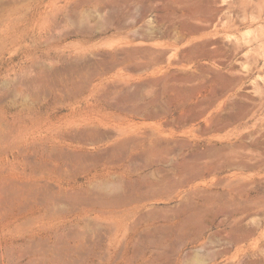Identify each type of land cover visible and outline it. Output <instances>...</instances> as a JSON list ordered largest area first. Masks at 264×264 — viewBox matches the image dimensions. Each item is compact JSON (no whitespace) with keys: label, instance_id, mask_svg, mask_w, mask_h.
Returning a JSON list of instances; mask_svg holds the SVG:
<instances>
[{"label":"rangeland","instance_id":"374dc122","mask_svg":"<svg viewBox=\"0 0 264 264\" xmlns=\"http://www.w3.org/2000/svg\"><path fill=\"white\" fill-rule=\"evenodd\" d=\"M263 155L264 0H0V264H264Z\"/></svg>","mask_w":264,"mask_h":264},{"label":"bare ground","instance_id":"6f19581e","mask_svg":"<svg viewBox=\"0 0 264 264\" xmlns=\"http://www.w3.org/2000/svg\"><path fill=\"white\" fill-rule=\"evenodd\" d=\"M213 52H214V51H213ZM211 91H212V90H211ZM212 92H213V91H212ZM212 92H211V93H212ZM213 94H215V93H213ZM206 99H207V98H206ZM207 106H208V105H207ZM96 132H97V131H96ZM256 132H257V131H256ZM68 133H69V132H68ZM88 133H89V132H86V134H88ZM92 133H94V132H92ZM97 133H98V132H97ZM254 133H255V132H254ZM84 134H85V133H84ZM86 134H85V135H86ZM90 134H91V132H90ZM89 136H90V135H89ZM259 137H260V136H259ZM251 142H252V140H251ZM251 144H252V143H251ZM253 144H254V143H253ZM259 148H260V147H259ZM244 149H245V148H244ZM247 149H248V148H247ZM234 150H235V149L233 148V151H234ZM236 150H238V149H236ZM248 150H249V149H248ZM231 151H232V150H231ZM244 151H245V150H244ZM251 151H252V150H251ZM235 152H236V151H235ZM246 152H247V151H246ZM233 153H234V152H233ZM237 153H238V152H237ZM239 153H240V152H239ZM239 153H238V154H239ZM243 153H244V152H243ZM247 153H248V152H247ZM247 153H245V155H246ZM115 154H117V153H115ZM231 154H232V153H231ZM248 154H249V153H248ZM197 155H198V154H197ZM197 155H196V156H197ZM228 155H229V154H228ZM245 155H244V157H245ZM65 156H67V155H65ZM193 156H194V155H193ZM193 156H192V158H193ZM223 156H224V155H223ZM226 156H227V155H226ZM236 156H237V155H236ZM238 156H239V155H238ZM240 156H241V155H240ZM250 156H251V155H250ZM263 156H264V155H263ZM246 157H247V156H246ZM248 157H249V156H248ZM195 158H196V157H195ZM251 158H252V157H251ZM67 159H68V157H67ZM236 159H237V158H236ZM253 159H254V158H253ZM255 159H256V158H255ZM188 160H189V159H188ZM193 160H195V159H193ZM244 160H245V159H244ZM251 160H252V159H251ZM256 160H257V159H256ZM240 161H241V160H240ZM183 162H184V161H183ZM196 162H198V160L195 161V163H196ZM243 162H244V161H243ZM189 163H190V162H189ZM192 163H193V162L191 161V164H192ZM195 163H194V164H195ZM199 163H200V161H199ZM201 163H202V162H201ZM204 163H205V162H204ZM206 163H207V162H206ZM211 163H212V162H211ZM240 163H241V162H240ZM246 163H248V162H246ZM249 163H250V162H249ZM251 163H252V162H251ZM194 164H192V165L194 166ZM197 164H198V163H197ZM212 164H213V163H212ZM214 164H215V163H214ZM214 164H213V165H214ZM182 165H183V164H182ZM192 165H191L190 167H192ZM204 165H205V164H204ZM208 165H209V164H208ZM241 165H242V164H241ZM243 165H245V164L243 163ZM180 166H181V165H180ZM186 166H187V164H186ZM202 166H203V164H202ZM248 166H249V165H248ZM253 166H254V165H253ZM257 166H258V165H257ZM184 167H185V166H184ZM184 167H183V168H184ZM187 167H188V166H187ZM187 167L185 168L186 170H187ZM206 167H207V164H206ZM212 167H213V166H212ZM214 167H215V166H214ZM43 168H44V167H43ZM183 168H182V169H183ZM209 168H210V166H209ZM185 169H184V170H185ZM188 170H189V171H188ZM188 170L186 171V174L184 173L185 175H188L189 177H191V178H195V179H197L198 177H200L201 170L199 169V167H195V166H194V167H192V168H190V169L188 168ZM203 170H204V169H203ZM203 170H202V171H203ZM205 171H206V170H205ZM210 171H211V170H210ZM210 171H208V172H210ZM176 172H177V171H176ZM182 172H183V171H181L180 173H182ZM206 172H207V171H206ZM202 173H203V172H202ZM184 174H180V175H184ZM202 175H203V174H202ZM196 177H197V178H196ZM178 178H180V177L178 176ZM183 178H184V177H183ZM200 178H201V177H200ZM180 179H181V178H180ZM180 179H179V181H180L179 184H182V183H184V182H187V180H188V179H187V180H185V179H183V180L181 179V180H180ZM184 180H185V181H184ZM191 180H193V179H191ZM169 181H171V180H169ZM174 181H175V179H174ZM188 181H190V180H188ZM238 181H240V180L238 179ZM238 181H237V182H238ZM177 182H178V181H176L175 183L177 184ZM234 182H235V180H234ZM234 182H233V183H234ZM135 183H136V182H135ZM165 183H166V182H165ZM169 183L171 184V182H169ZM169 183H168V184H169ZM175 183H174V184H175ZM231 183H232V182H231ZM231 183H230V184H231ZM238 183H241V181L238 182ZM130 184H131V183H130ZM136 184H137V183H136ZM136 184H135V185H136ZM235 184H236V182H235ZM241 184H242V183H241ZM248 184H249V183H248ZM232 185H233V184H232ZM236 185H237V184H236ZM133 186H134V185H133ZM152 186H154V185H152ZM168 186H169V185H167V187H168ZM170 186H171V185H170ZM170 186H169V187H170ZM181 186H182V185H181ZM181 186H180V187H181ZM203 186H204V185H203ZM135 187H136V186H135ZM139 187H141V186H139ZM149 187H150V186H149ZM174 187H175L174 185L171 186V188H174ZM177 187H179L178 184L176 185L175 190L177 189ZM180 187H179V188H180ZM227 187H228V186H227ZM229 187H230V185H229ZM231 187H232V186H231ZM236 187H237V186H236ZM246 187L248 188V185H247ZM257 187H258V186H257ZM129 188H130V187H129ZM151 188H152V187H151ZM179 188H178V189H179ZM232 188H233V187H232ZM241 188H242V187H241ZM132 189H134V187H132ZM142 189H143V188H142ZM142 189H141V190H142ZM160 189H161V190H164V189L166 190V188H164V187H163V189L160 187ZM167 189H168V188H167ZM245 189H246V188H245ZM253 189H254V188H253ZM128 190H129V189H128ZM130 190H131V189H130ZM139 190H140V189H139ZM169 190H170V189H169ZM172 190H174V189H172ZM196 190H198V189H196ZM205 190H206V189H205ZM256 190H257V189H256ZM135 191L137 192V189H136ZM147 191L149 192V188L147 189ZM147 191H145L144 193H146ZM153 191H155V190H153ZM153 191H151V192H153ZM239 191H240V190H239ZM114 192H115V191H114ZM122 192H123V191H122ZM122 192H121V193H122ZM126 192H127V194H128L130 191H129V192L126 191ZM132 192H133V191H132ZM132 192H130V194H131ZM206 192H207V191H206ZM236 192H237V191H236ZM236 192H235V193H236ZM112 193H113V192H112ZM112 193H111V194H112ZM115 193H116V192H115ZM153 193H154V192H153ZM163 193L165 194L166 192H162V194H163ZM210 193H211V192H210ZM210 193H209V194H210ZM214 193H215V192H214ZM214 193L212 192V194H214ZM109 194H110V193H109ZM111 194H110V195H111ZM134 194H136V193H134ZM188 194H189V193H188ZM191 194H192V195H193V194H194V195L196 194V195H195V197H194V196H189V195H186V196L190 197V199H191L192 197L196 198L197 195L199 194V192H198V193H197V192L194 193V191H193V193H191ZM191 194H190V195H191ZM200 194L202 195V193H200ZM209 194H208V193H205L206 196L209 195ZM242 194H243V193H242ZM106 195H107V194H106ZM122 195H124V196H123V197L116 196V197H113V198H107V199H106L105 197H103V198H105V200H103V199L101 198L102 195H100L99 198H101V200H103L102 202H101V201H100V202H101L103 205H105V206H99V204H98V207L109 208V209H107V210H110V211L113 210V209H114V210H115V209H116V210H117V209L119 210L121 207H122V208H123V207L125 208V207L128 205V201H129V200H131V202L129 201L130 203L135 202V201L132 202V200H135V199H136V198L134 199V197H133L134 195H133V196L130 195V196H132L133 198L130 197V196H125V194H122ZM128 195H129V194H128ZM140 195H141V194H140ZM156 195H157V196H160V195H161V194H160V190H159V193H157ZM201 195H198V196H201ZM214 195H215V194H214ZM107 196H108V195H107ZM113 196H114V195H113ZM202 196H204V195H202ZM210 196H211V194H210ZM231 196H232V195H231ZM233 196H234V195H233ZM110 197H111V196H110ZM137 197H138V195H137ZM139 197H140V196H139ZM142 197H143V196H142ZM142 197H141V199H142ZM160 197H161V196H160ZM160 197H159V198H160ZM188 197H187V198H188ZM220 197H221V195H220ZM99 198H96V199L99 200ZM145 198H146V197H144V199H145ZM185 198H186V197H185ZM185 198H183V199H185ZM257 198H258V197H257ZM74 199H75V198H74ZM77 199H78V198H77ZM93 199H94V198H93ZM137 199H138V198H137ZM137 199H136V200H137ZM198 199H199V198H198ZM208 199H209V198H208ZM214 199H215V198H214ZM232 199H233V198H232ZM258 199H259V198H258ZM94 200H95V199H94ZM185 200H186V199H185ZM185 200H184V201H185ZM259 200H260V199H259ZM79 201H80V199H79ZM95 201H96V200H95ZM95 201L92 202V203H95ZM139 201H140V200H139ZM184 201H183V202H184ZM227 201H228V200H227ZM231 201H232V200H231ZM263 201H264V200H263ZM98 202H99V201H98ZM98 202H96V203H98ZM100 202H99V203H100ZM136 202H137V201H136ZM185 202L188 203L189 201L187 202V200H186ZM185 202H184V203H185ZM255 202H256V201H255ZM255 202H254V203H255ZM261 202H262V201H261ZM92 203H91V204H92ZM139 203H141V201H140ZM186 203H185V204H186ZM202 203H203V202H202ZM223 203H224V202H223ZM226 203H227V202H226ZM259 203H260V202H259ZM135 204H136V203H135ZM257 204H258V203H257ZM261 204H262V203H261ZM261 204H258V205H261ZM100 205H101V204H100ZM130 205H131V204H129V206H130ZM182 205H183V204H182ZM188 205H192V204H189V203H188ZM200 205H201V204H200ZM222 205H223V204H222ZM225 205H226V204H225ZM237 205H238V204H237ZM247 205H248V204H247ZM253 205H254V204H253ZM183 206H184V208H185V205H183ZM186 206H187V204H186ZM240 206H241V205H240ZM248 206H249V205H248ZM254 206H255V205H254ZM200 207H201V206H200ZM257 207H258V206H257ZM187 208H189V207H187ZM192 208H193V207H192ZM192 208H191V209H192ZM228 208H229V207H228ZM234 208H235V207H234ZM245 208H246V207H245ZM247 208H248V207H247ZM251 208H252V207H251ZM251 208H250V209H251ZM134 209L136 210V208H134ZM185 209H186V208H185ZM194 209H195V208H194ZM114 210H113V212L111 211L112 214L114 213ZM116 210H115V211H116ZM129 210H130V209H129ZM132 210H133V208H132ZM245 210H246V209H245ZM99 211H100V210H99ZM196 211H199V210L196 209ZM231 211H233V210H231ZM184 212H185V211H184ZM190 212H191V211H190ZM200 212H201V211H200ZM108 213H109V212H108ZM111 213H109V214H111ZM123 213H124V212H123ZM180 213H181V212H180ZM119 214H121V213H119ZM191 214H192V212H191ZM194 214H195V215L197 214L196 216L199 215V213H194ZM111 216H112V215H111ZM115 216H116V215H115ZM120 216H121V215H120ZM124 216H125V215H124ZM129 216H130V214H129ZM179 216H180V215H179ZM189 216L192 217V216H194V215H189ZM196 216H195V217H196ZM187 217H188V216H187ZM190 217H189V218H190ZM195 217H194V222L197 223V217H196V220H195ZM198 217H199V216H198ZM190 219H191V218H190ZM186 220H187V219H186ZM192 220H193V217H192ZM189 222H190V223H189ZM189 222H188V220H187V222L184 221V222H183V225H186V223H189V225L191 224V226H192V222H193V221H192V222L189 221ZM198 222H199V221H198ZM198 224H199V223H198ZM180 225H181V224H180ZM180 225H179V226H180ZM199 225L201 226V224H199ZM181 227H182V226H180L179 228H181ZM192 227H193V226H192ZM183 228H184V227H183ZM178 230H180V229H178ZM184 231H186V230H184ZM191 231H193V230H191ZM183 233H185V232H183ZM190 233H191V232H190ZM193 233H194V232H193Z\"/></svg>","mask_w":264,"mask_h":264}]
</instances>
